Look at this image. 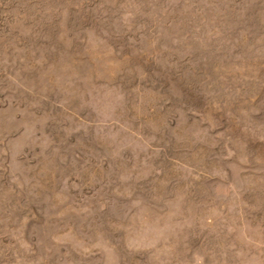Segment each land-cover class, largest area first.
I'll use <instances>...</instances> for the list:
<instances>
[{"label":"rangeland","instance_id":"374dc122","mask_svg":"<svg viewBox=\"0 0 264 264\" xmlns=\"http://www.w3.org/2000/svg\"><path fill=\"white\" fill-rule=\"evenodd\" d=\"M0 264H264V0H0Z\"/></svg>","mask_w":264,"mask_h":264}]
</instances>
